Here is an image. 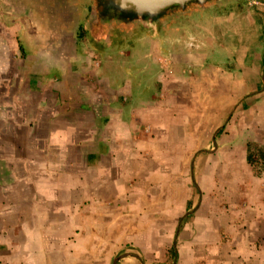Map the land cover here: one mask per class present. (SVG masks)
Instances as JSON below:
<instances>
[{"label": "crops", "instance_id": "1", "mask_svg": "<svg viewBox=\"0 0 264 264\" xmlns=\"http://www.w3.org/2000/svg\"><path fill=\"white\" fill-rule=\"evenodd\" d=\"M26 25L0 47V264H264L241 131L264 118V0L210 3L136 58Z\"/></svg>", "mask_w": 264, "mask_h": 264}, {"label": "rangeland", "instance_id": "2", "mask_svg": "<svg viewBox=\"0 0 264 264\" xmlns=\"http://www.w3.org/2000/svg\"><path fill=\"white\" fill-rule=\"evenodd\" d=\"M232 1L233 0H220L218 1V4L219 6L224 7L226 4H229ZM46 14H47L46 11L43 8H40L38 5H36L32 0H0V47L5 44L10 45L11 42H13V44L14 43L18 44L20 29L26 28L27 23L30 26L39 29L40 32L38 33L40 35L46 34L48 30L53 35H58V38H62L60 37V34H62L60 31H63L66 32V37H67L66 39H69L71 41L85 40L89 44H93L92 42L94 38L90 36L88 32L86 19H84V17L81 21L75 22L74 24L65 27L63 24H61V21L59 19L53 21L52 19H48ZM188 17L181 16L178 20H175L173 24L175 25L184 24L187 22ZM157 34L158 33H155L153 30L140 29L134 35L127 38L126 40L123 41L118 40L120 42H117L114 45V49H113L114 54L118 58L123 57L121 56L123 54L126 55L131 54L129 57L136 58L137 55L144 54L147 51V47L145 46L147 45V43L145 44V42L151 39L156 40L163 38L161 36H158ZM141 41L144 42L143 43L144 45L142 46H140ZM6 49L8 50L9 48ZM2 55L4 54L0 52V68L3 69L4 71L3 74H4L5 71L8 69V66L7 67L4 66L6 65L4 58L6 56L8 58L9 55L8 52L7 54H5L6 56L4 55L5 57H2ZM19 57H21L20 53H19ZM263 122H264V118H259V119L256 118L254 120H251L249 118L248 120H244L242 124L243 127L241 129L244 141L256 142L258 144L264 145V128L260 126L263 125ZM257 169L260 172L264 173V166H261L259 164ZM194 179L196 184H198L199 183L198 177L195 176ZM215 187H217L216 180H215ZM195 196H196L195 200L199 201L197 190H195ZM232 197L233 200L237 198L235 196V192H232ZM209 198L213 199L215 202H218L215 205V207L217 208L215 209L216 214L224 216L225 211H228L229 213H233V214L235 213L239 214L238 212L233 211V209L228 208V204H227L228 201H226L225 198H223V196L218 194L217 189H215L214 192L208 195V199ZM222 230L224 229L222 228Z\"/></svg>", "mask_w": 264, "mask_h": 264}, {"label": "flooded vegetation", "instance_id": "3", "mask_svg": "<svg viewBox=\"0 0 264 264\" xmlns=\"http://www.w3.org/2000/svg\"><path fill=\"white\" fill-rule=\"evenodd\" d=\"M40 8L46 11L48 19L61 21L65 27L86 19L90 36L98 41H123L134 35L140 29L153 30L161 33L169 30V27L181 16H189L210 3H218L220 0H207L204 4L185 3L184 7L173 5L167 7L160 16L158 23L146 26L140 20L132 18L131 11L122 14H114L110 9L111 0H32ZM62 33V31H60Z\"/></svg>", "mask_w": 264, "mask_h": 264}, {"label": "water", "instance_id": "4", "mask_svg": "<svg viewBox=\"0 0 264 264\" xmlns=\"http://www.w3.org/2000/svg\"><path fill=\"white\" fill-rule=\"evenodd\" d=\"M192 0H111L110 9L115 15L122 14L124 11H131V17L140 20L146 26L158 23L157 18L170 6L178 5L184 7L185 3ZM199 4H204L207 0H196ZM215 143V139H213ZM175 245V241H173ZM129 254V253H128ZM127 253L118 255L114 258V264L119 257ZM175 264V261L172 262Z\"/></svg>", "mask_w": 264, "mask_h": 264}, {"label": "trees", "instance_id": "5", "mask_svg": "<svg viewBox=\"0 0 264 264\" xmlns=\"http://www.w3.org/2000/svg\"><path fill=\"white\" fill-rule=\"evenodd\" d=\"M189 3H197L196 0L189 1ZM246 161L249 166H251L253 174L254 175H260L262 172H260L257 168L260 164L261 166H264V145L258 144L256 142H247L246 143ZM258 225L264 229V217H258L257 218ZM181 226V225H180ZM264 239V235L260 236L258 238V248H261V242ZM260 242V244H259ZM171 255L174 254V247H170ZM171 256V257H172Z\"/></svg>", "mask_w": 264, "mask_h": 264}]
</instances>
